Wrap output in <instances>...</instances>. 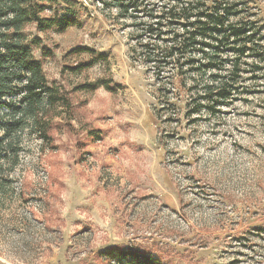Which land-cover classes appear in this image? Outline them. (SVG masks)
Returning <instances> with one entry per match:
<instances>
[{
  "label": "rangeland",
  "instance_id": "obj_1",
  "mask_svg": "<svg viewBox=\"0 0 264 264\" xmlns=\"http://www.w3.org/2000/svg\"><path fill=\"white\" fill-rule=\"evenodd\" d=\"M59 1L78 25L24 33L71 107L51 111L50 142L26 125L19 164L0 162V264H117L102 254L114 246L163 264H264V0L179 2L257 34L241 41L249 49L230 97L201 113L192 110L210 74L160 72L134 51L154 41L135 24L177 0H135L142 7L126 19L111 0ZM224 58L220 80L230 82L238 57ZM98 79L112 90H76Z\"/></svg>",
  "mask_w": 264,
  "mask_h": 264
},
{
  "label": "trees",
  "instance_id": "obj_2",
  "mask_svg": "<svg viewBox=\"0 0 264 264\" xmlns=\"http://www.w3.org/2000/svg\"><path fill=\"white\" fill-rule=\"evenodd\" d=\"M111 1L114 3L112 5H118L125 19L137 17L133 13L142 7L135 0L132 3H128V0ZM177 1L157 11L152 9L150 19L155 21L135 24L138 30L145 33V37L149 34L154 41L141 43V51L138 47L134 51L145 63L152 64L160 72L177 68L182 75L210 74L212 83L205 85V93L200 98L205 102L201 101L192 112L201 113L205 108L215 112L220 99L230 97L233 83L241 72L240 58L249 49L247 42L254 41L257 34H250L252 25H237L229 15L212 13L210 6ZM231 7L236 9L238 4ZM45 12L49 14L44 16ZM31 23L42 31H66L80 21L77 11L71 6L63 9L59 0H0V162L12 161V167L19 164L23 149L21 132L25 126L31 125L44 141L50 142L51 111H56L58 107L63 110L71 107L70 98L60 87L49 83L41 62L31 52V45L24 33V28ZM162 26L172 29L163 32ZM179 28L181 32H177ZM232 39L236 48L230 43ZM243 39L248 40L241 43ZM85 50L88 49L80 48V51ZM231 51L236 52L238 58L230 66L232 80L226 82L220 80V73L226 66L225 54ZM103 58V54H98L72 69L84 70ZM160 75H157L159 80L164 78ZM100 86L112 90L109 80L104 79L80 84L76 90H96ZM197 87L198 84L194 90ZM209 101L214 104L209 105ZM5 110L9 114L6 115ZM102 254L117 264H163L150 254L119 246L110 247Z\"/></svg>",
  "mask_w": 264,
  "mask_h": 264
}]
</instances>
